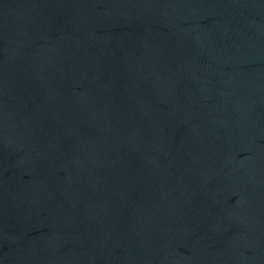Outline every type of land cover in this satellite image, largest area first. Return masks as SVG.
Masks as SVG:
<instances>
[{
    "label": "water",
    "instance_id": "1",
    "mask_svg": "<svg viewBox=\"0 0 264 264\" xmlns=\"http://www.w3.org/2000/svg\"><path fill=\"white\" fill-rule=\"evenodd\" d=\"M0 264H264V0H0Z\"/></svg>",
    "mask_w": 264,
    "mask_h": 264
}]
</instances>
